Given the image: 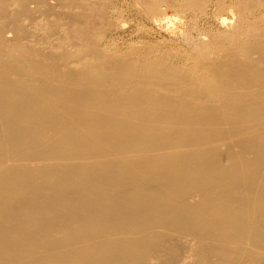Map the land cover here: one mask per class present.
Listing matches in <instances>:
<instances>
[{
  "label": "bare ground",
  "instance_id": "1",
  "mask_svg": "<svg viewBox=\"0 0 264 264\" xmlns=\"http://www.w3.org/2000/svg\"><path fill=\"white\" fill-rule=\"evenodd\" d=\"M115 1L0 0V264H264V0L112 53Z\"/></svg>",
  "mask_w": 264,
  "mask_h": 264
},
{
  "label": "rangeland",
  "instance_id": "2",
  "mask_svg": "<svg viewBox=\"0 0 264 264\" xmlns=\"http://www.w3.org/2000/svg\"><path fill=\"white\" fill-rule=\"evenodd\" d=\"M206 1H210L208 2L209 4L206 2V18L199 14H185L177 5L172 9L166 6L168 8H166V11L164 5L160 6V15L162 14V16H164L165 11L166 17L172 22V25H168V27L172 30H174L173 28H178L179 30L175 29L176 33H172L174 35L171 34L172 30L171 32L164 30L159 25H156V21L148 19L143 14L142 9L139 8L141 6L136 4L133 0H116V4L114 3L116 6L112 5L113 7L111 6L108 11H105L106 20H104V22H101L97 13L94 12L93 24H91V27H93L96 33L102 35L103 40L101 39L102 41L100 42L102 43V45L100 44L101 47H104L106 50L109 49L112 53H123L130 47L149 48L150 46V48H157L159 46L161 47L160 49H164L163 51H165V48L166 51H171V49L179 46L186 49L187 46L184 45L185 43H181L183 42V36L188 39L189 43L192 42L191 44H195L200 37L204 38L206 34L209 35L212 32L218 31L222 32L223 29H225L217 25V19L219 17L228 18L230 21H233V17L231 16L232 13L229 10L231 9L230 3L225 2L223 4V9H221V7L218 6L219 4H217L219 3L218 0L216 1L217 3L215 0ZM112 10H114V12ZM160 11H162V13ZM107 16H109V18ZM174 17L177 20H175ZM153 23L155 24L152 25ZM188 46H190V44Z\"/></svg>",
  "mask_w": 264,
  "mask_h": 264
}]
</instances>
